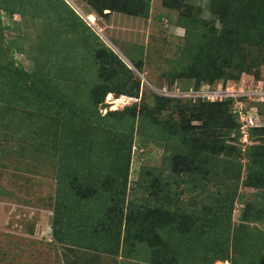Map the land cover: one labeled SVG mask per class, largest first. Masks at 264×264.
Returning a JSON list of instances; mask_svg holds the SVG:
<instances>
[{
  "label": "rangeland",
  "instance_id": "rangeland-1",
  "mask_svg": "<svg viewBox=\"0 0 264 264\" xmlns=\"http://www.w3.org/2000/svg\"><path fill=\"white\" fill-rule=\"evenodd\" d=\"M3 1L7 0H0V8ZM23 1L14 6L20 12L14 18L1 12L0 264H166L169 260L176 261L173 255L181 264L264 262V255L257 251V245L264 239V189L248 188L243 184L248 172L247 154L251 148L264 145L263 139H252L253 143L244 149L240 141L239 157L233 151L212 156L202 163L200 172L176 176L168 160L180 146L172 144L164 152V146L159 145L160 139L155 142L148 138L144 134L147 128L140 127L138 120L134 136L129 140H132V155L127 195L125 192L121 197L125 195L124 207L131 204L135 216H139L135 223L131 222L129 231L153 230L154 236L145 242L103 239L101 225L104 217L96 210L99 199L77 202L69 187L73 180L66 182L61 175L64 138L74 127L52 109L43 111L38 107L35 101L42 100L40 97L35 99L24 93L15 94L16 81L9 74L20 69L44 78L49 84L46 88L59 90L60 96L68 98L67 102L78 106L84 114L95 113L93 120L87 121L85 116L82 123L87 125V133L94 136V142L97 138L106 142V134L100 131L103 127L120 135L126 131L113 127L117 119L108 112L140 104L142 98L147 108H155V95H161L159 91L165 86L169 88L165 85L168 76L178 72L180 63L186 60L184 46L190 38L185 36L186 29L198 34H211L215 27L220 29L221 23L213 14L210 1L185 0L181 13L166 7L163 0H151L150 16L146 18L110 10L104 12L107 16H100L87 0H36L32 6L25 2L27 0ZM91 18L95 20L93 24L88 21ZM180 20L185 28L178 23ZM205 22L209 27L203 24ZM205 28L209 29L206 31ZM105 45L124 60L133 71L135 80L140 81L139 101L109 109V93L102 104L93 105V89L102 83L97 56ZM246 54L251 71H244L239 79H235L238 76L235 73L213 84L203 83L199 89L209 85L214 89L235 90L233 95L241 99L250 115L264 126V99L258 97L260 94H248L250 91H264V61L257 58L258 54L264 55V50L249 48ZM134 62L140 63L141 68H137ZM228 72L233 73L232 70ZM178 80L171 90L180 92L162 96L185 104L190 98L182 91L195 88V80ZM229 98L235 99L234 96ZM231 110L233 112L234 108ZM157 114L160 120L179 119L173 107ZM125 119L130 120L129 117ZM39 136L42 141L37 140ZM102 162L109 167L107 160ZM240 164L242 169L238 178ZM105 177L108 175L103 176L104 181ZM154 182L160 186L150 187ZM168 193L172 202L163 209L162 201ZM64 196L72 197L74 201L68 207L70 210L66 209L69 204ZM227 204L232 208L234 230L228 248L210 256L204 249L197 250L194 245L190 248L192 237H187L181 253L174 249H171V255L164 253L166 243L176 247L173 245L176 237L170 235L174 227L170 215L182 211L204 217L210 211L209 215L213 217ZM108 205H111L110 200ZM148 208H159L162 211L159 214L163 215L155 222L139 215ZM223 216L226 217L224 220H229L228 214ZM183 230L187 232V229ZM130 242L137 243V246ZM224 258L229 260L224 261Z\"/></svg>",
  "mask_w": 264,
  "mask_h": 264
},
{
  "label": "trees",
  "instance_id": "trees-1",
  "mask_svg": "<svg viewBox=\"0 0 264 264\" xmlns=\"http://www.w3.org/2000/svg\"><path fill=\"white\" fill-rule=\"evenodd\" d=\"M7 1L1 2L0 24L3 18L1 12H5L9 17L14 18L20 13L14 6L24 2L23 0L9 3ZM35 1L27 0L25 2H30L32 6ZM209 1L211 10L219 18L221 27L220 29L216 27L212 29L211 34H207L209 32L198 34V32L191 30L189 32V29H186V38L190 36L184 46L186 60L180 63L181 68L178 69V72L167 75L168 81L166 83L168 84L165 85L169 89H172L175 82L179 81L178 79L183 78L195 80V89H199L203 83L213 84L217 80L227 79L235 73H238L235 79H239L244 71H251L252 69L248 64V55L246 54L249 48H257L261 52L264 50V0ZM87 2L100 16H107L108 14L104 13L106 10L126 13L133 17L146 18L150 16L151 0H87ZM163 4L182 13L185 0H163ZM75 15L77 16V14ZM77 17L79 18V16ZM178 23L180 26L182 25V28H185L181 20ZM203 24L208 26L206 22ZM208 29L205 28L206 31ZM258 57L264 61V55L258 54ZM97 58L100 59L99 69L101 71L99 75L102 78V83L94 87L92 92V102L95 107L102 104L109 93L139 97L140 81L135 80L133 71L113 49L105 45ZM134 65L141 68V64L138 62H134ZM230 70L233 73L230 74L228 72ZM9 74L16 81L13 90L15 94L24 93L27 96L35 97V99L40 97L42 100L36 99L35 101L38 107H41L43 111L52 109L55 114L63 116L70 127H74L71 134L64 138V161L61 175L66 182L73 180L69 187L76 196L73 199L77 202H86L90 198L99 199H97L99 203L95 205L96 210L98 209V212L104 217L101 225L103 239L117 240V242L122 239L125 243L129 242V239L145 242L150 241L154 236L153 230L129 231L131 222L132 224L135 223V219L137 221L139 216H135L131 204L124 207L125 195L121 197L125 192L127 195L132 155V140L130 142L129 140L134 136L135 125L138 120L140 127L147 128L144 134L148 138H153L155 142L160 139L159 145L164 146V152L169 150L172 144H175V147L180 146L179 151H176L168 160V164L170 163L169 166L173 167L172 172L176 176L183 173L200 172L201 167L205 164L204 161L209 157L232 151L237 153L238 157L241 154L242 148L239 147L240 124L231 110L234 103L231 98L216 102L189 99L183 104L180 100L156 94V106L153 110L147 108L142 98L140 104L136 103L122 111L108 112L109 116H115L117 119V124L112 126L120 130L123 128L126 130L125 134L120 135L119 132L113 130L109 132L103 127L100 131L106 134L108 141L101 142L97 138L94 142V136L87 133V125L83 124L82 121L86 120L84 119L85 116L88 117L87 121L93 120L92 116H96L95 113L84 114L78 106L75 107L74 104L67 102L68 98L60 96L59 90L53 87L51 89L46 88L49 84L44 78H37L34 74H26L20 69L12 70ZM170 107L176 109L179 119L177 121L160 120L157 113ZM126 117H129L130 120L125 119ZM74 120H80V122H74ZM250 138L264 140V126L251 128ZM42 139V136L37 138L38 141H42ZM68 146L70 147L67 148ZM247 157L249 161L248 172L243 184L248 188L263 190L264 145L251 148ZM103 159L108 161L109 167L106 162H102ZM241 169L242 165L240 164L238 178L241 176ZM106 174L108 177H105L104 181L102 178ZM158 186L160 183L157 182L150 185L152 188ZM103 192L107 194L103 195ZM262 196L264 198V194ZM64 197L69 204L66 209H69L74 201L72 197ZM109 200L111 205H108ZM171 202L172 197L168 193L162 201L163 209H165L166 204L170 205ZM147 210L139 213V215L143 214L145 218H150L154 222L163 215L159 214L162 213L159 208H148ZM209 213L210 211L204 217L194 212L184 214L182 211L176 212L173 216L170 215V223L174 225L170 235L176 237L173 243L176 247L168 242L164 245V253L171 255V249L181 253L182 249L186 247L185 238L187 239V237H192L190 248H193L192 245H194L197 250L198 248L204 249L210 256H213L216 251L222 252L226 247L228 248L234 231L231 224L232 208L227 204L223 210L215 212V217L210 216ZM224 214H228V221L224 220L226 218L223 216ZM164 219L166 220V215H164ZM183 229H187V232ZM56 233L57 229L55 228L54 236ZM130 243L137 246V243ZM257 251L264 255V239L257 245ZM173 257L176 261L169 260V263L166 264H181L176 255ZM164 258L166 260V256ZM223 260L228 261L229 258ZM261 264L264 262L262 261Z\"/></svg>",
  "mask_w": 264,
  "mask_h": 264
},
{
  "label": "built area",
  "instance_id": "built-area-1",
  "mask_svg": "<svg viewBox=\"0 0 264 264\" xmlns=\"http://www.w3.org/2000/svg\"><path fill=\"white\" fill-rule=\"evenodd\" d=\"M93 19V20H92ZM88 21L93 24L95 22L94 18H91ZM176 91V90H175ZM175 91H172L171 89L165 87L163 90L159 91L161 95H167V93H174ZM180 92L179 90L176 91V93ZM235 90L233 89H225L223 90L221 87L218 89L211 88L209 85H207V88L201 87V89H195L192 88L186 93L187 98L190 99H200L203 101H209V102H216V101H223L230 99L229 97H235L233 100V113L235 114L238 123L240 124L239 132L241 133L240 141L243 143V149L244 147H247L248 144H252V139L250 138V129L251 128H259L262 127V124L257 123L255 120V117H252L250 112L247 110V108L242 103V100L237 98V96L233 95ZM248 94H260L258 97L260 99H264V91L263 90H257V91H250ZM111 103L107 101V103L110 104L109 109H114L115 105H122L123 107L130 105L136 101H139V97H133V96H127V95H120L116 97L113 93L111 98H109ZM131 102V103H130ZM113 107V108H112Z\"/></svg>",
  "mask_w": 264,
  "mask_h": 264
},
{
  "label": "bare ground",
  "instance_id": "bare-ground-1",
  "mask_svg": "<svg viewBox=\"0 0 264 264\" xmlns=\"http://www.w3.org/2000/svg\"><path fill=\"white\" fill-rule=\"evenodd\" d=\"M111 96H112V93L109 95L108 99L111 98ZM109 100H111V99H109ZM216 264H229V263H226V262H217Z\"/></svg>",
  "mask_w": 264,
  "mask_h": 264
}]
</instances>
